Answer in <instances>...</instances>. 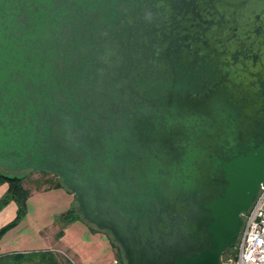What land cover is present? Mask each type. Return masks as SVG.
<instances>
[{"label": "water", "instance_id": "95a60500", "mask_svg": "<svg viewBox=\"0 0 264 264\" xmlns=\"http://www.w3.org/2000/svg\"><path fill=\"white\" fill-rule=\"evenodd\" d=\"M0 169L125 264H221L264 182V0H0Z\"/></svg>", "mask_w": 264, "mask_h": 264}, {"label": "crops", "instance_id": "0c3cea01", "mask_svg": "<svg viewBox=\"0 0 264 264\" xmlns=\"http://www.w3.org/2000/svg\"><path fill=\"white\" fill-rule=\"evenodd\" d=\"M6 189V183L0 184V197ZM33 194H36L35 199L37 201L57 206L61 208L60 211L49 214L47 207L31 208L30 201ZM27 205L28 211L25 217L0 239V254L11 251L39 250L52 246L53 244L47 239L48 236L43 234L45 227L53 232L56 229L58 231V225L55 224L54 218L73 205V198L72 194L62 188L34 191L30 194ZM15 213L16 204L13 201L5 205L0 210V227L10 221ZM94 228L81 218L69 223L64 227L62 236L56 238L52 250L60 253H71L77 264H110L112 258L111 244L102 232L98 230L92 232ZM32 237L37 239L36 242H31Z\"/></svg>", "mask_w": 264, "mask_h": 264}, {"label": "trees", "instance_id": "16d2710c", "mask_svg": "<svg viewBox=\"0 0 264 264\" xmlns=\"http://www.w3.org/2000/svg\"><path fill=\"white\" fill-rule=\"evenodd\" d=\"M17 172H7L0 169V184L6 183L7 189L0 197V210L13 201L16 204L15 216L0 227V239L11 228L15 227L26 215L28 211L27 200L30 194L34 191L49 190V189H64L58 177L48 172H39V176L30 178L28 172L22 175ZM28 181L33 183L32 188L26 185ZM65 190V189H64ZM80 215L74 205H71L65 211L57 214L54 218L55 224L58 225V231L55 237L58 239L63 234V229L66 225L80 219ZM97 231L93 229L92 232ZM111 244L116 248V257L119 264H125L120 247L112 240ZM223 252L222 257L228 251ZM221 257V258H222ZM56 254L53 250H30V251H11L0 254V264H58Z\"/></svg>", "mask_w": 264, "mask_h": 264}, {"label": "built area", "instance_id": "2783aa9c", "mask_svg": "<svg viewBox=\"0 0 264 264\" xmlns=\"http://www.w3.org/2000/svg\"><path fill=\"white\" fill-rule=\"evenodd\" d=\"M243 224L233 255L221 258V264H264V182L249 210L243 214ZM110 264H119L113 258Z\"/></svg>", "mask_w": 264, "mask_h": 264}, {"label": "rangeland", "instance_id": "374dc122", "mask_svg": "<svg viewBox=\"0 0 264 264\" xmlns=\"http://www.w3.org/2000/svg\"><path fill=\"white\" fill-rule=\"evenodd\" d=\"M25 172H28L29 173L28 176L30 178L39 176V172H34V171H23V172H17L16 174L22 175ZM26 185L28 187H30V188L34 187L33 186V183L31 181H28V180H27ZM35 197H36V194H33L32 199L30 201V205H31L30 207L31 208H33V207H35V208H37V207L38 208H46L47 207V209H49V211H48L49 214L52 213V212H54V211H55V213H58V211H60L61 208H58L57 206H53V205H51L49 203H45L43 201H37L35 199ZM72 198H73V205L76 207L77 206V203L75 202L73 195H72ZM84 222H86V221L84 220ZM21 228H20V231H21ZM55 231L57 232V229ZM17 232H19V231H17ZM54 232L51 229L45 227V232L43 234L46 235V236H48L47 237L48 241L51 242L53 245L52 246H47V247H45L43 249H48V250H52L53 249V246H54V244L56 242V237H55V234L56 233H54ZM102 233L109 240V242L111 244V242H112L111 236L108 233H106V232H102ZM12 234H16V233H12ZM36 240L37 239H35L33 237L31 238V242H36ZM111 249H112V258H111L110 262L113 260V258H116V248L112 244H111ZM39 250H42V249H39ZM53 252L56 254V259L59 262L58 264H77L75 262L74 256L71 253H69V252L68 253L67 252L60 253V252H57V251H53ZM230 255H233V248H232V250H230V251H228V252H226L224 254V259H226Z\"/></svg>", "mask_w": 264, "mask_h": 264}]
</instances>
